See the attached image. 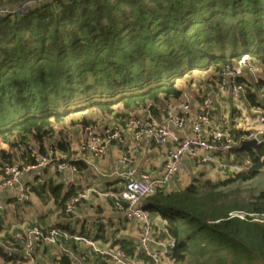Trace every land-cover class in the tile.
<instances>
[{"label":"trees","instance_id":"obj_1","mask_svg":"<svg viewBox=\"0 0 264 264\" xmlns=\"http://www.w3.org/2000/svg\"><path fill=\"white\" fill-rule=\"evenodd\" d=\"M245 56L264 73V0H71L0 19V143L7 147L0 150V169L1 162L15 160L10 151L17 145L30 143L43 153L56 127L86 126L93 114L125 121L127 113L149 106L161 118L162 108L181 98L183 85L216 78ZM247 85L250 105L261 107L264 78L258 90ZM230 133L236 139L246 134ZM54 147L70 150L63 138ZM71 163L78 171L85 168L81 161ZM234 164L241 171H231ZM222 165L201 167L219 178L203 172L182 189H158L142 202L148 216L160 219L156 232L174 243L172 264H264V223L229 217L264 214V193L242 198L229 188L260 173L264 145H239ZM29 192L43 203L50 200L61 216L77 195L43 179L30 184ZM2 225L0 219V231ZM11 237L6 231L1 242ZM111 246L131 255L125 241ZM93 261L107 262L99 256ZM59 262L70 264L66 256Z\"/></svg>","mask_w":264,"mask_h":264},{"label":"built area","instance_id":"obj_2","mask_svg":"<svg viewBox=\"0 0 264 264\" xmlns=\"http://www.w3.org/2000/svg\"><path fill=\"white\" fill-rule=\"evenodd\" d=\"M71 0H27L15 6H0V19L6 17H24L32 10L44 7H54L59 2ZM250 63L248 57H243L234 65H227L217 75L220 86L228 88L234 99V107L240 109V100L245 95V84L240 82L246 71L252 72L250 64L246 70V64ZM257 71L256 68L253 72ZM227 89V90H228ZM183 103L177 108L178 111L186 113L190 110L189 97L181 96ZM259 102L261 107L254 118V127L243 136L234 137L230 131L221 129L212 123L211 114L213 102L210 96L202 98L201 103L195 111V118L190 125V135L177 140L173 137L170 127L182 132L185 128V118L180 113L169 115L168 118L159 123L151 115L149 106L145 108V116L128 117L124 121V126L132 135V150L138 151L142 147L143 139H149L157 147H163L170 139L176 142L174 148L168 151L163 163V176L160 180L149 181L146 175H141L138 179L133 177V172L128 171L123 175L124 185L113 197V207L126 215L128 220L134 221L138 230V241L132 246L131 252L134 260H130L125 251L121 248L108 245L98 248L84 238L70 236L59 227H41L38 225L26 226L13 235L14 248L8 246L1 247L3 257L10 259L9 264H35L33 250L36 246H56L62 241L72 239L78 243L88 246L90 255L99 256L110 264H161L163 260H170L171 249L174 247L173 241L164 238L156 232L157 222L150 219L144 210L142 202L158 189H168L171 183L181 177L185 172L183 159L190 160L196 167H217L222 166L225 155L244 141L256 140L257 145H264V87L259 90ZM123 128L121 124H114L100 128L99 124L91 123L81 128L80 145L95 160L104 158L107 148L115 142L121 140ZM21 156L27 152L25 163L18 160L1 162L0 190L13 187L16 189L15 198L18 204H25L28 201L26 188L20 183L21 177L30 172L33 183L45 177L48 172H55L63 175L65 172L73 174L76 167L71 160L63 157L55 150H48L44 153H34L33 146L27 143L24 147L19 144ZM30 154V155H29ZM28 157L30 159H28ZM233 161V157H230ZM30 161V162H28ZM123 163L131 164L130 156L125 154ZM230 170L241 171L237 164L231 165ZM64 188L70 189L74 185L71 177L62 182ZM86 199V195L79 193L72 197L65 207V215L71 216L76 205ZM5 211V207L0 203V215ZM230 218H238L264 223V214L261 216L246 214L244 212H233ZM155 249H151V247ZM54 264H60L59 259ZM89 264H95L90 261Z\"/></svg>","mask_w":264,"mask_h":264},{"label":"crops","instance_id":"obj_3","mask_svg":"<svg viewBox=\"0 0 264 264\" xmlns=\"http://www.w3.org/2000/svg\"><path fill=\"white\" fill-rule=\"evenodd\" d=\"M246 76L244 75V79ZM248 83H251V81H248ZM197 86L200 91L196 90V93H194V89L191 88L192 90H189L190 110L188 112L182 113L178 109H175L183 103V99L180 98L178 101L168 102L162 108L164 116L155 118L159 123H162L169 115H173L174 113L182 114L185 118L184 130L179 132L170 127L173 137L177 140L190 135V125L195 118V111L201 103L202 98L206 95L210 96L213 102L211 120L214 126L221 129L230 128V130L241 132H247L254 127V118L260 107L250 105L246 94L241 98L240 109L237 110L234 107V99L229 89H223L217 77L214 78L212 75H207L203 79V82ZM223 102L227 103V111L224 110L225 106L223 107ZM129 114L130 116L143 117L146 111L142 108L129 112ZM97 118H99L98 121L101 124H99L100 128L114 124H121L123 128L121 140L109 146L106 155L100 161L95 160L87 151L82 149L80 145L81 126L69 127L67 129L57 127L54 133L55 139L52 138L48 141L50 146L45 143L44 152L55 150L68 160L81 161L85 165L82 171L76 169V172L73 174L65 172L63 175H59L52 171L42 178L43 180H51L56 184L62 185L65 193L74 189L76 194L82 193L86 195V199L76 205V209L71 216H61L60 210L50 200L47 199L46 203H43L29 192L30 184L33 183L30 172L24 174L20 179V183L24 185L27 191L26 196L28 201L25 204L17 203L15 198L16 189L13 187L0 190V203L5 207V211L0 215L3 223L2 230L0 231V264H7L1 254V247L8 246L9 248H14L13 241L7 243L1 242L5 232L11 233V239L13 240V235L16 231L31 225L59 227L72 235V237L84 238L98 248L113 245L116 241H125L130 244L127 252L132 255V246L138 241L136 223L128 220L124 213L114 209L113 197L122 189L124 185L123 175L128 169L133 172V177L136 179L141 175H146L149 181L160 180L163 176L165 155L174 148L176 142L170 139L163 147H157L146 138L142 141L141 149L134 152L132 150V135L124 126V120L121 121L120 119L112 118V116H98ZM60 138L65 139L69 145L70 150L68 154H64L54 147L56 141ZM22 146L24 147L25 145ZM0 150H7V147L1 146ZM19 150L16 147L15 149L12 148L10 152L15 156V160L20 158L25 163V158L21 156V151ZM34 150L35 154L40 153L36 149ZM125 154L130 156L132 160L130 165L122 162ZM183 162L186 172L171 183V189H182L193 178L198 177L199 174L203 172L207 173L205 168L194 166L186 158L183 159ZM222 167L223 165L220 166V168ZM213 173H208V175ZM68 177L74 180V185L70 189L64 188L62 183ZM149 217L157 222V226H160V219L157 215L149 214ZM99 230L100 232H98ZM101 236L103 237L102 239L100 238ZM151 249L155 248L152 246ZM57 254H60V256H56ZM32 255L35 264H54L62 256L68 257L70 264H89L90 261L94 263L93 258L95 257V255H90L87 245L82 242H75L72 239L60 242L56 246H36ZM131 255L127 256L130 260H134ZM105 264L110 263L106 262ZM161 264L172 263L168 260H163Z\"/></svg>","mask_w":264,"mask_h":264},{"label":"rangeland","instance_id":"obj_4","mask_svg":"<svg viewBox=\"0 0 264 264\" xmlns=\"http://www.w3.org/2000/svg\"><path fill=\"white\" fill-rule=\"evenodd\" d=\"M23 1H27V0H4L2 2V4H4V5H2L1 7H4V6H15V5H18L19 3L23 2ZM249 62L250 63H247L245 67H246V70H247L248 64H250V68L252 69V72L246 71L245 75H247V76H246L245 79H247V80L245 82V85H246V87H248L247 82L251 81V86L254 85L255 86V90L256 89L258 90L260 87H257L256 83H257L258 80H260V78H264L263 69L258 64H256L255 62H252V61H249ZM254 68H256L257 71L253 72ZM205 78L206 77H204L203 79H205ZM203 79L202 80L195 79L194 81L193 80L190 81L189 82L190 84L183 85L184 93L182 95H185V96L189 97V95H190L189 94V90H192V89H194L193 90L194 93H196V90L200 91V89L198 88L197 85L199 83L201 84ZM222 104H223V107L225 106L224 110L227 111V109H226L227 103L223 102ZM90 115H92V113H90ZM90 117L93 120L92 123L100 124V121H98L99 118H97L98 114H93ZM128 117H134V116H130V114L127 113L126 119ZM112 118H113V116H112ZM59 127H63V128L67 129L69 127H75V125H71L69 123H65L63 125H60ZM82 127H84V126H81L80 128H82ZM226 130L229 131L230 128L226 129ZM230 131H233V130H230ZM54 137H55V134H54ZM1 146H4V148H5V145H3L2 143H0V149H1ZM206 174L204 173V177L205 178H210V179L215 178L216 179L217 177L218 178L220 177L219 174H216V173H213L214 175L213 174H211V175L207 174L206 175ZM229 188L237 190L240 193V196L242 198H248V197H250V198L254 197L255 198V197L259 196L261 193H264V167L262 168L260 173L255 178H253L252 180H249V181H246V182H236V183L230 185ZM52 249H54V248H52ZM56 256H60V254H57Z\"/></svg>","mask_w":264,"mask_h":264},{"label":"water","instance_id":"obj_5","mask_svg":"<svg viewBox=\"0 0 264 264\" xmlns=\"http://www.w3.org/2000/svg\"><path fill=\"white\" fill-rule=\"evenodd\" d=\"M257 147H258V145H257L256 140L244 141L241 143L242 149L248 148V149L256 150Z\"/></svg>","mask_w":264,"mask_h":264}]
</instances>
